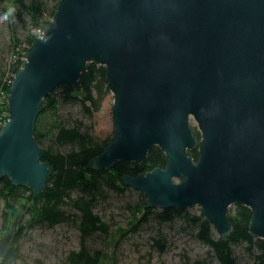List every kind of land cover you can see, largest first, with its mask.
Listing matches in <instances>:
<instances>
[{
  "label": "water",
  "instance_id": "1",
  "mask_svg": "<svg viewBox=\"0 0 264 264\" xmlns=\"http://www.w3.org/2000/svg\"><path fill=\"white\" fill-rule=\"evenodd\" d=\"M88 63L105 68L113 97V140L91 168L140 165L157 147L164 168L122 178L148 208L199 207L226 241L228 211L241 205L252 214L249 235L264 242V0H58L7 93L0 181L35 198L45 189L37 116ZM13 239L0 238V258Z\"/></svg>",
  "mask_w": 264,
  "mask_h": 264
},
{
  "label": "trees",
  "instance_id": "2",
  "mask_svg": "<svg viewBox=\"0 0 264 264\" xmlns=\"http://www.w3.org/2000/svg\"><path fill=\"white\" fill-rule=\"evenodd\" d=\"M58 0H0V4L8 3L15 8L10 16V45L8 61L0 60V129L8 119L7 101L12 79L20 68L23 55L32 43L43 33L54 14ZM14 25L19 26L23 35L18 36ZM26 47L20 50L21 45ZM8 55V56H9ZM110 95L106 87L105 68L88 63L74 87L61 86L54 90L42 102L33 130V136L43 152V161L50 164V176L45 189L34 197L26 187H14L5 177L0 181V203L4 206L2 213V229L14 232V239L0 264H7L18 258V242L25 231L34 228H53L61 224H71L80 233V246L77 251H70L60 264H103L105 253L99 250L90 252L85 242L96 233L107 234L108 226L94 213L99 200L106 198L105 189L116 194H124L131 188L124 185L122 178L126 175L136 177L166 165L165 156L159 148H152L145 162L117 163L109 170L95 171L92 161L100 156L113 140H96L88 132L80 130L81 124L74 128L56 125L52 130L53 141L59 145H69L73 150L69 153H55L44 150L41 146V133L37 121L46 112L55 114L54 108L58 98L65 102L78 103L82 111L89 117L98 113L105 99ZM57 117V116H56ZM193 135L199 140V133L192 128ZM193 161H197V149L190 152ZM141 197H144L141 194ZM136 207L142 215L137 223L142 224L154 218L158 223H171L182 220L191 224L196 231V239L209 248L216 264H238L234 249L242 247L253 259L254 264H264V242L253 239L249 235L251 211L241 205H234L228 211V221L232 232L226 241L220 240L210 224L199 210L198 215H191L189 210L177 209L157 210L147 207ZM140 208V209H139ZM23 214L28 218L25 220Z\"/></svg>",
  "mask_w": 264,
  "mask_h": 264
},
{
  "label": "rangeland",
  "instance_id": "3",
  "mask_svg": "<svg viewBox=\"0 0 264 264\" xmlns=\"http://www.w3.org/2000/svg\"><path fill=\"white\" fill-rule=\"evenodd\" d=\"M12 8L8 3L0 4V60L8 61L10 43V16L4 19L5 12ZM17 34H24L14 25ZM26 47L22 44L20 50ZM9 55V56H8ZM55 114L47 112L37 121L43 134L41 146L44 150L66 154L72 146L59 145L53 141L52 130L56 125L74 128L81 124L80 130L88 132L99 141L113 138L110 94L102 109L92 117L87 116L78 103L65 102L58 98ZM57 116V117H56ZM196 129L195 122L190 120ZM106 198L99 200L94 213L108 226L107 234L96 233L86 240L90 252L99 250L105 253L103 264H216L213 254L196 239V231L191 224L182 220L171 223H158L154 218L139 224L142 215V203L146 201L141 193L130 189L124 194H116L105 189ZM140 207L137 213L136 207ZM4 206L0 203V238L9 231L2 229ZM158 210V209H157ZM191 215H198L200 208L188 209ZM25 220L28 218L23 214ZM80 233L71 224H61L53 228L41 227L25 231L18 242L19 257L7 264H60L68 252L79 250ZM238 264H254L253 259L242 247L233 248Z\"/></svg>",
  "mask_w": 264,
  "mask_h": 264
},
{
  "label": "clouds",
  "instance_id": "4",
  "mask_svg": "<svg viewBox=\"0 0 264 264\" xmlns=\"http://www.w3.org/2000/svg\"><path fill=\"white\" fill-rule=\"evenodd\" d=\"M14 13H15V8H14V7L9 8L8 11L5 12L3 18H4V19H8V17L11 16V15H14Z\"/></svg>",
  "mask_w": 264,
  "mask_h": 264
},
{
  "label": "built area",
  "instance_id": "5",
  "mask_svg": "<svg viewBox=\"0 0 264 264\" xmlns=\"http://www.w3.org/2000/svg\"><path fill=\"white\" fill-rule=\"evenodd\" d=\"M39 34H40V35H39V37H38V38L42 37V36H43V34H44V32H43V33H40V32H39ZM4 97H5L6 101H7V94H6ZM2 126H3V125H2ZM2 126H1V127H2Z\"/></svg>",
  "mask_w": 264,
  "mask_h": 264
}]
</instances>
